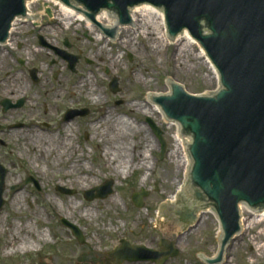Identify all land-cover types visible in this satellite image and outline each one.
Instances as JSON below:
<instances>
[{
	"label": "rangeland",
	"instance_id": "obj_1",
	"mask_svg": "<svg viewBox=\"0 0 264 264\" xmlns=\"http://www.w3.org/2000/svg\"><path fill=\"white\" fill-rule=\"evenodd\" d=\"M49 5L55 15L59 16V7ZM44 7L43 0L33 4L34 14L42 12ZM48 17V15L44 16L42 22L51 24V27L58 22L57 28L61 29L58 31L59 35L69 38L83 56L92 60V63L83 61L75 76L60 80L61 84L54 82L48 96H55L56 92L61 91L59 94L64 104L90 109L88 116L76 118L69 128L73 129L70 141L78 149L76 157L84 152L83 158L87 166L93 170L95 183L82 189L78 183L70 182L72 176L65 177L64 172L74 158L66 161L64 157L61 163L53 165L55 153L53 156L36 155L45 141L52 139L53 135L63 134L62 123H58L56 129L48 131L17 130L13 133L11 130L0 134L1 140L6 142V145L0 144V162L8 171L3 194L5 203L0 210V215L4 212L6 214L5 227L11 230V224L14 226L17 223L25 224L36 220V227L39 230L48 229L51 234L48 242H41L37 250L9 255H5L4 237L0 236V264H106L109 258L107 253L119 246L121 239L160 250L159 242L164 238L153 220L171 192H176L178 184L184 183L186 171L180 170L177 175L171 173L175 148L173 134L176 127L170 129L169 124L159 116L132 112L133 106L127 104L144 106L150 90L156 89L164 94L169 89L168 94H171L170 81L175 77L189 93L193 94L213 93L219 88L220 83L216 82L214 74L205 63L196 59L198 46L192 47L186 42L167 46L157 38L148 45L146 38L140 34L141 31L119 30L121 38L116 39L117 43L110 42V46L107 47L103 41L96 40L93 32L86 30L85 22L70 21L65 27L62 17L59 16L58 20L56 18L51 20ZM173 55L180 56V60L176 62ZM179 63L186 64L187 67L182 69ZM11 66L13 61H9L6 67L0 68V98L12 99L13 91L15 95H20L24 87L32 85L30 81L25 80L22 82H26V85L22 88L5 87L4 84L13 82ZM7 71H10L9 76ZM116 77L119 91L114 93L110 90L109 84ZM88 78L94 82V87H98L99 92H102L103 101L96 100V91H90L88 85L83 90L77 89V83ZM137 78L146 80V84L138 83ZM106 107L115 111L110 119L111 124L116 121L114 125L119 128H144L145 131L136 136L129 135L128 140L124 141L119 149L121 153L123 152L119 153V156L125 161L131 160L133 155L136 161L139 159V154L143 155L145 165L149 168L148 178L144 183H141L146 173L144 167L124 172L121 176L110 173L101 150L97 147V139L91 140V135L96 130L90 126L94 124L95 129L100 127L99 131L105 126L102 119ZM97 122L99 125L96 127ZM151 122L162 130L163 138L167 143L163 156H161V143ZM139 137L144 140L139 146L140 149L137 148L134 154L132 145ZM32 138L35 146L26 143ZM82 172L79 171L76 176L82 178ZM107 179L114 181L112 194L106 198L92 200L85 198V191L101 185ZM58 187L69 189L73 193L58 190ZM141 190L149 191V194L143 198V207H138L133 203L132 194ZM50 196L57 201L58 207L62 210L68 207L83 210L96 204L94 206L97 212L96 221H92L91 225L83 221L77 224L70 211L69 216L63 218L57 213V205L48 202L47 198ZM111 197H116L119 203L107 202ZM16 198L20 199L19 203L14 202ZM177 204L178 202L172 205L177 206ZM40 212L44 213L42 220H38L35 216ZM243 217L247 224L252 221L253 227L247 232L243 229L241 235L233 238V243L227 246L225 258L232 264H264V250H258V247L264 246V236L261 235L260 239L253 240L258 234H264V219L259 220L253 213H246ZM64 220L80 228L85 243L78 242L73 230L64 223ZM99 233L102 234L100 240L91 245L88 237ZM219 233V221L216 215H211V210L207 211V215H198V226L179 235L175 243L181 258L164 264H203L201 255L212 257L216 255L219 248ZM92 246L96 249L94 250ZM133 264L156 263L146 261Z\"/></svg>",
	"mask_w": 264,
	"mask_h": 264
},
{
	"label": "water",
	"instance_id": "obj_2",
	"mask_svg": "<svg viewBox=\"0 0 264 264\" xmlns=\"http://www.w3.org/2000/svg\"><path fill=\"white\" fill-rule=\"evenodd\" d=\"M61 1L75 13L82 14L74 9L77 7L73 3L67 5L70 0ZM74 1L85 7L84 13L91 19L101 9H108L118 15L121 24L132 20L130 24L121 25L116 19L112 27L119 29H136L134 15L139 6L153 4L161 7L163 15L165 12L167 35L171 38L177 34L181 36L187 29L188 35L197 39L196 43L205 49L220 77L219 90L206 95L188 93L177 77L170 81L171 94L156 96L148 93V106L159 104L169 119L180 124L182 134L190 137V143L189 138L184 137L190 167L177 206L162 204L158 228L164 238L160 241L161 250L121 239L120 246L108 253L106 264L146 261L164 264L181 258L175 248L178 236L197 227L198 215H207V210H202L207 208H211V215H217L222 235L216 258L201 255L202 263H224L228 243H233V236L241 231L239 205L245 203L257 211L264 209V0ZM25 2L0 0L2 39L6 37L13 19L25 14ZM105 13L109 12L102 10L96 15L94 27L101 26L99 15ZM31 17L37 19L36 16ZM111 18L117 17L111 13ZM115 29L109 34H113ZM100 35L104 36L101 30ZM119 38L120 33L116 39ZM110 87L113 92L119 90L117 78L113 79ZM163 111L165 121L175 124L165 117ZM152 126L161 141L163 154L166 142L162 131L153 123ZM6 173L0 163V209L4 205ZM113 184L114 181L108 179L87 190L85 198H106L113 192ZM148 194L149 191L145 190L134 193V204L142 207L143 197ZM194 209H201L197 217ZM64 223L73 230L80 243L85 242L77 226L67 220Z\"/></svg>",
	"mask_w": 264,
	"mask_h": 264
},
{
	"label": "bare ground",
	"instance_id": "obj_3",
	"mask_svg": "<svg viewBox=\"0 0 264 264\" xmlns=\"http://www.w3.org/2000/svg\"><path fill=\"white\" fill-rule=\"evenodd\" d=\"M39 0H30L27 1V6H28V11L30 16H34L33 14V9L32 6L33 4H36ZM45 5L49 7V4H54L59 7V16L62 17L63 20V25L66 27L70 24L71 22H85L86 23V30L89 32H93L95 35V38L97 41L104 42V45L107 47L110 46V42H115L117 43L118 40L115 39H109L104 36L100 35V27H94V22L88 21V18L85 17L83 14H77L73 10H71L69 7H67L65 4L62 2H59L57 0H43ZM44 12H41L37 16H42ZM54 17L58 20L59 16H56L55 13L53 12ZM135 20L137 23L136 29H119L121 32H127L129 30H136V31H141V35L146 38V42L148 45L152 44V40L154 38H157L163 41L167 46L169 44H177V43H183L186 42V44L191 45L192 47L198 46V52L196 54V59L202 60L205 65L209 68V70L214 74V78L216 82L219 79V73L218 70L215 66H213L211 60L206 54V51L196 43L195 38L192 35H188V30L184 29V35L177 36L174 39L168 38L167 35V30H166V25H165V20H164V15H163V10L160 8H157L152 5H147V6H139L135 15ZM54 18V19H55ZM33 19V18H32ZM117 18H111V13H105L99 15V25H102L107 28H112L114 25L115 21ZM34 23H40V20L33 19ZM119 31V33H120ZM153 48V47H152ZM154 50V49H153ZM173 59L177 62L180 60V56H175L173 55ZM179 67L182 69H185L187 65H180ZM137 82L141 83L142 85L146 84V80L144 81L143 79L137 78ZM26 82H22L20 79H17L10 84L6 83L5 87H18L22 88L25 86ZM88 85L90 91H96L95 95L96 100H102V92H99L98 87H94V82L88 78V79H82L80 80L79 83H77V89L78 90H83V88ZM149 93L151 94H161L163 92L155 90H150ZM167 93H169V89L167 90ZM18 95V94H16ZM127 106H133L132 112L135 113H145L150 116H159L160 118L164 119V116L162 114V111L159 106H148L147 102L145 103L144 106H140L139 104L134 105V103H128ZM146 109H148L146 111ZM115 110V109H114ZM115 111H113L112 108L106 107L104 108V117L102 120H104V127L99 131L98 128H93L95 125H91L90 127L94 130H96L92 135H91V140L95 141L97 139V147L98 149L101 150V155L105 160L106 167L109 169L110 173H114L117 176H121L124 172L127 173L130 170L134 169H140V168H145L146 173L144 174V177L142 178L141 183H144L147 178H148V171L149 168L144 160V157L142 154L138 155V160H135V155H133L132 159L129 161H125L124 159L120 158L119 153H121V145L122 143L126 140H128L129 135H134L136 136L137 134L145 131L144 128L141 127H134L132 129H123L119 128L118 126H115L114 123H110L111 116L113 115ZM165 120V119H164ZM167 122V121H166ZM99 122L96 123V127L99 125ZM169 124V128L172 129L176 127V130L173 134L174 138V150H173V167L171 170V173L174 175H177V172L180 170H185L186 174L189 170L190 167V158L188 156L187 150H186V142L184 136L179 134V124ZM72 124H65L63 134L59 135H53L52 139L45 141L44 145L40 148V151H37L36 155L39 156H49L55 153L54 158H53V165H56V163H61L62 159L65 157L66 161H69L70 159L74 158L72 162L69 163V166L67 167V170L64 172L65 177L72 176L70 179V182L72 184L78 183L80 188H88L91 185L95 183V175L93 173V170L91 167L87 166L85 159L83 158V151L79 157H76L78 153V149L76 146L73 145V143L70 141L73 136V129L69 128L70 125ZM142 140L144 138H137L134 140L133 150L134 154L137 148L143 143ZM26 143H31L32 145L35 144V141L30 139ZM35 146V145H33ZM36 148V147H35ZM39 149V148H38ZM140 149V148H139ZM123 153V152H122ZM121 153V154H122ZM152 154L150 153V156ZM36 157V156H35ZM85 162V164L83 163ZM147 166V167H146ZM82 168V169H81ZM82 172L83 176L82 178L76 176L78 173ZM184 187L181 183L178 184L177 186V191L176 192H171V194L168 196V198L165 200L164 205H172L175 204L179 201L180 196L182 194ZM19 195V194H17ZM48 202L50 203H55L57 205V213L65 218L64 216L68 217L69 211L70 214L73 216L74 219H76V223L80 224L81 221L85 222L87 225H91L92 221H96L97 219V212L94 209V204L92 207H88L83 210H78L77 207H68L66 210H62L61 208L58 207L57 201L53 197H48L47 198ZM20 199L16 198L14 202L19 203ZM107 202L109 203H114L118 204V200L116 197H111ZM13 203V200H12ZM77 205V204H76ZM161 210L162 207L158 210V215L154 218L153 223L159 228V222H160V216H161ZM207 211H209L207 209ZM240 213L242 214V217L246 213H252L249 208L245 205L240 208ZM149 212L147 213V215ZM254 214V213H253ZM140 212H138V216H140ZM255 215V214H254ZM36 218L38 220H42L44 217V213L40 212L38 214H35ZM257 218L259 220L264 219V212L257 214ZM47 222V221H45ZM246 223V219L243 217L241 219V224L243 226V229L247 232L249 231L253 225L251 223ZM6 224V214L5 212L0 215V236L4 237V242H3V248L5 255H9L15 252H28V251H33L37 250L40 243H46L48 242V237L51 235L48 229H42L39 230L37 226V221L33 220L32 222H26L25 224H20L17 223L14 226L11 224V230L7 229L5 226ZM102 234L99 233L98 235H90L88 237L89 242L91 245H94L100 240V236ZM261 235L264 236V234H258L256 237L253 238V240H258L261 238ZM221 236V233H219V238ZM181 238V237H180ZM179 238V239H180ZM92 248L95 250L96 248L92 246ZM259 251L264 250V246L258 247ZM222 264H232L227 258H225L224 263Z\"/></svg>",
	"mask_w": 264,
	"mask_h": 264
},
{
	"label": "flooded vegetation",
	"instance_id": "obj_4",
	"mask_svg": "<svg viewBox=\"0 0 264 264\" xmlns=\"http://www.w3.org/2000/svg\"><path fill=\"white\" fill-rule=\"evenodd\" d=\"M49 11L52 18L46 12L38 24L32 20H16L7 41L0 43V68L13 61V66L10 67L13 69V81L28 80L32 84L23 86L24 90L20 95H15L13 91L12 99L5 97L11 102L0 98V134L11 130L13 133L17 130L48 131L56 129L58 123L65 126L90 113L87 107L84 109H87L88 113L82 115L83 108L64 104L59 94L61 91L56 92L55 96H48L54 82L61 84L60 80L75 76L83 61L92 63V60L77 50L74 42L64 35H59L58 31L61 29L57 28L58 22L54 27L42 22L43 17L47 15L51 20L55 18L52 11ZM73 61L76 63L72 67ZM8 72L10 71H7V76ZM8 105L13 107L5 109ZM1 139L0 137V144L6 145Z\"/></svg>",
	"mask_w": 264,
	"mask_h": 264
}]
</instances>
